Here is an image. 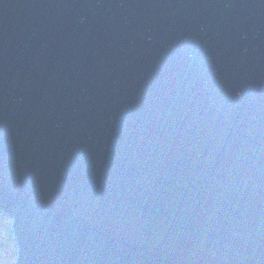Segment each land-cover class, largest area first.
I'll use <instances>...</instances> for the list:
<instances>
[{"label": "water", "instance_id": "1", "mask_svg": "<svg viewBox=\"0 0 264 264\" xmlns=\"http://www.w3.org/2000/svg\"><path fill=\"white\" fill-rule=\"evenodd\" d=\"M13 264H264V0H0Z\"/></svg>", "mask_w": 264, "mask_h": 264}, {"label": "trees", "instance_id": "2", "mask_svg": "<svg viewBox=\"0 0 264 264\" xmlns=\"http://www.w3.org/2000/svg\"><path fill=\"white\" fill-rule=\"evenodd\" d=\"M10 240V233L5 230L4 233H0V262L1 264H11L12 261V254L11 253H5V249L7 250V243H9ZM4 245V246H3ZM6 255H4V253Z\"/></svg>", "mask_w": 264, "mask_h": 264}, {"label": "rangeland", "instance_id": "3", "mask_svg": "<svg viewBox=\"0 0 264 264\" xmlns=\"http://www.w3.org/2000/svg\"><path fill=\"white\" fill-rule=\"evenodd\" d=\"M10 222H11V219H9V217H7V216H3L0 212V233L1 234L4 233L5 230H7L9 232L8 228H9ZM8 246H9L8 247L9 251H7V252L12 253V251L14 250L12 242H10L8 244ZM0 264H1V262H0Z\"/></svg>", "mask_w": 264, "mask_h": 264}, {"label": "bare ground", "instance_id": "4", "mask_svg": "<svg viewBox=\"0 0 264 264\" xmlns=\"http://www.w3.org/2000/svg\"><path fill=\"white\" fill-rule=\"evenodd\" d=\"M10 242H12V244H13V248H14V250H15V244H14V242L12 241L11 236H10L9 243H10ZM9 243H7V250L5 249V251H4L5 253H9V252H7V251H9V250H8V249H9V248H8V247H9V246H8ZM3 246H4V245H3ZM14 250H13L12 253H11V254H12V257H13V258H12V261H11V264H13V261H14V258H15ZM4 252H3V253H4ZM5 253H4V255H6Z\"/></svg>", "mask_w": 264, "mask_h": 264}]
</instances>
